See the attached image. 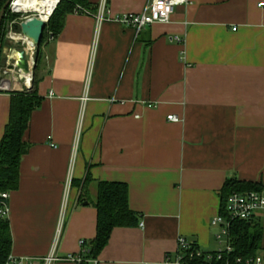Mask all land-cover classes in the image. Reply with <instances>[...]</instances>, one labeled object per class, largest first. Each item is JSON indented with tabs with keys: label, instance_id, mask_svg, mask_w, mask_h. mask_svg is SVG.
I'll return each instance as SVG.
<instances>
[{
	"label": "crops",
	"instance_id": "1",
	"mask_svg": "<svg viewBox=\"0 0 264 264\" xmlns=\"http://www.w3.org/2000/svg\"><path fill=\"white\" fill-rule=\"evenodd\" d=\"M147 1L107 7L136 14ZM260 2L187 0L168 22L139 32L108 20L97 28L93 13L67 14L33 70L41 101L24 133L18 187L8 191L11 256L41 264L62 206L56 252L79 253L81 240L95 238L97 181L127 184L139 223L114 227L96 264H169L179 237L205 252L219 248L210 224L225 181L264 186ZM9 98L0 93V139ZM255 216L264 257V209Z\"/></svg>",
	"mask_w": 264,
	"mask_h": 264
},
{
	"label": "trees",
	"instance_id": "2",
	"mask_svg": "<svg viewBox=\"0 0 264 264\" xmlns=\"http://www.w3.org/2000/svg\"><path fill=\"white\" fill-rule=\"evenodd\" d=\"M6 0H0V9ZM87 10L89 13L96 11L97 5L90 0H61L46 23L43 40L35 56L37 64L42 58L43 43L49 37L57 36L64 25L67 14L74 13L76 7ZM80 12V11H77ZM0 35V58L5 44V23L7 20L18 17V14H10L8 8L3 15ZM15 30H18L15 27ZM2 61L0 59V65ZM36 75H34L30 90L9 92V113L7 123L0 139V193L15 190L19 184V168L22 156L28 152V142L24 141V133L30 122L31 113L40 106L41 97L35 90ZM87 176L85 182L90 181ZM92 181V180H91ZM221 208L223 211L226 197L231 191L264 189L260 183L249 181H238L234 178L227 179L222 186ZM97 196L90 203L96 209V232L95 238L86 242L84 253H81V262L76 264H90L89 261L96 260L101 249L107 244L110 233L114 227L135 226L139 223L138 215L128 205V186L116 181H97ZM83 198H80V202ZM231 246L233 250L222 259L211 261L204 257L197 259H184V264H225L224 259L231 262L235 257L247 258L257 255L261 248V225L257 220H235L231 222L230 228ZM194 247V242H192ZM12 238L10 224L7 217L0 215V264H6L10 257Z\"/></svg>",
	"mask_w": 264,
	"mask_h": 264
},
{
	"label": "built area",
	"instance_id": "3",
	"mask_svg": "<svg viewBox=\"0 0 264 264\" xmlns=\"http://www.w3.org/2000/svg\"><path fill=\"white\" fill-rule=\"evenodd\" d=\"M187 0H148L143 9L139 13H121L120 15H111L107 7L108 0H99L97 4L96 11L93 13L96 18V27L108 20L113 21L118 24L126 25L132 27L135 31L139 32L152 23H166L170 20L171 15L175 7L180 6V4L185 3ZM16 0H12L8 6V12L10 14H18V17L7 20L5 23V44L2 51V56L4 59V64L0 65V93L12 92V91H23L30 90L33 82V67H34V57L37 51V45L32 42L26 35L20 31L21 22L32 19L36 16L32 13V16L28 15L29 12H24L19 10L18 5H16ZM263 2L258 5L263 6ZM77 11L89 13L87 10L76 7L75 13ZM38 17V16H37ZM40 18V17H39ZM48 19L46 20V22ZM15 27L18 30H15ZM176 41H180L179 38H175ZM22 52V58L25 60L28 70H24L19 66L20 56L17 53ZM17 55V56H16ZM168 120L179 121V117L173 114L168 115ZM70 180L68 181V186H70ZM9 194L8 192L0 193V215L7 217L9 214V204H8ZM65 201V200H64ZM225 204L223 206V211L219 212L211 220V227L217 228L215 239L220 243L219 248L213 252H205L200 250L192 242L186 240L184 237H179L177 240V254L172 261H168L169 264H184V259H197L204 257L206 260L211 261L213 258L215 260L222 259L228 256L233 250L231 246L230 237V225L232 221L235 220H251L254 219L260 210L264 209V189L260 191L256 190H246L241 191H231L230 194L225 199ZM65 205V203H64ZM63 207L58 228L56 229L55 240L48 253V255L42 257L41 264H55V262H81V253H84V248L86 241H80L79 247L80 252L77 254H69L67 256H59L56 252L57 243L59 240V234L61 227L63 225V218L65 207ZM143 223L140 224L142 226ZM225 264H264V257L255 255L253 257L241 258L235 257L232 262L229 259H224ZM8 262L14 264H32L29 260L23 258H15L11 256ZM90 264H96L95 260L89 261Z\"/></svg>",
	"mask_w": 264,
	"mask_h": 264
},
{
	"label": "water",
	"instance_id": "4",
	"mask_svg": "<svg viewBox=\"0 0 264 264\" xmlns=\"http://www.w3.org/2000/svg\"><path fill=\"white\" fill-rule=\"evenodd\" d=\"M11 1L12 0H6L0 9V30H1L2 21L4 18L3 15L6 9L8 8V6L10 5ZM46 23H47L46 21L40 19L37 16H34L32 17V19L21 22L20 24V31L24 35H26L29 39H31L32 42L35 43V45H37V50L40 47L41 41L43 40ZM0 35H1V32H0ZM19 56H20L19 66L24 70V72H27L28 67H27L25 60L22 58V52H19ZM34 60H35V63H34L33 70L37 64L36 56L34 57Z\"/></svg>",
	"mask_w": 264,
	"mask_h": 264
},
{
	"label": "bare ground",
	"instance_id": "5",
	"mask_svg": "<svg viewBox=\"0 0 264 264\" xmlns=\"http://www.w3.org/2000/svg\"><path fill=\"white\" fill-rule=\"evenodd\" d=\"M19 10L33 13L46 21L50 18L52 12L60 2V0H16ZM19 55V53H17ZM16 55V56H17Z\"/></svg>",
	"mask_w": 264,
	"mask_h": 264
},
{
	"label": "rangeland",
	"instance_id": "6",
	"mask_svg": "<svg viewBox=\"0 0 264 264\" xmlns=\"http://www.w3.org/2000/svg\"><path fill=\"white\" fill-rule=\"evenodd\" d=\"M28 15H29V16H30V15L32 16L31 13L27 14V16H28ZM6 22H7V21H6ZM5 42H6V40H5ZM0 59H1V61H2L1 65H3V64H4V59H3V57H1Z\"/></svg>",
	"mask_w": 264,
	"mask_h": 264
}]
</instances>
